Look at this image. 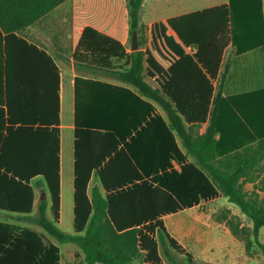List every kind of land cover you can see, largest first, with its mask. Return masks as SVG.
<instances>
[{
  "label": "trees",
  "instance_id": "1",
  "mask_svg": "<svg viewBox=\"0 0 264 264\" xmlns=\"http://www.w3.org/2000/svg\"><path fill=\"white\" fill-rule=\"evenodd\" d=\"M31 13L32 23L64 0H7ZM143 0H73V39L85 46L88 35H121L103 40V55L126 58L128 67L114 74L134 91L89 80L110 90L109 101H89L75 81L74 232L57 225L60 217V133L58 119L14 126L5 117L4 90L0 98V210L29 212L31 181H44L51 198L52 217L40 201L34 222L44 230L17 228L0 222V264H59V243H75L83 255L76 264H135L143 252L149 264H180L170 249L191 256L172 236L164 215L225 196L251 222V232L235 216L224 215L231 233L246 252L253 246L264 254L259 239L264 226V88L237 97H223L221 88L229 63L221 68L224 50L233 45L242 53L264 44L262 19L243 13L235 0L149 23L145 50L127 52L122 43L141 29ZM244 3L247 0H239ZM242 11V12H241ZM259 20V21H257ZM258 23V26H257ZM239 37L237 29H258ZM163 35L166 57L155 49ZM93 59L99 51L92 48ZM77 57V53L75 54ZM161 63L162 66H156ZM6 72H3V75ZM145 75L158 84L152 87ZM81 84V83H80ZM99 90V89H97ZM159 105L163 116L156 108ZM253 107V110H252ZM8 112L11 113L10 106ZM57 111V99L55 102ZM206 124L203 133L195 129ZM92 172L104 192L87 185ZM246 183L256 191L248 192ZM229 213V212H228ZM130 250L126 253L123 246ZM162 248L168 262L160 254Z\"/></svg>",
  "mask_w": 264,
  "mask_h": 264
},
{
  "label": "crops",
  "instance_id": "2",
  "mask_svg": "<svg viewBox=\"0 0 264 264\" xmlns=\"http://www.w3.org/2000/svg\"><path fill=\"white\" fill-rule=\"evenodd\" d=\"M227 2H229V0H200V5L195 3H183L182 6L197 5V7L180 11L173 15L153 19L146 23L140 22L141 29L129 34L122 44L128 53L134 50H145L149 43V34L145 27L149 23L158 20H166L172 16L203 10ZM13 4H10L7 0H0V98H2L1 94L4 90V100L6 102L3 107L5 110V117L7 119L11 115L15 127L22 124H30V122H34V124L37 125L40 120H47V123L53 125L55 117H57L60 133V217L57 225L59 227L62 222L64 190H66L74 230V166L76 160L74 134L75 81L77 78L86 80L80 82L81 84L79 83V85L84 88L83 94H85L84 96L89 101H109L110 97V93H108L110 90L107 91L105 90L107 88H104V86H97V84L88 82L89 80L99 81L114 86L127 87L134 91L132 85L120 80L114 74L128 67L127 59L117 56H112L107 59L102 51L104 50V45L102 44L103 40L108 38L116 40L114 45L117 50L118 40H120L121 35H88V41L85 42L87 48H76L73 39V0H64L58 3L32 23H25V20L31 13L30 9L27 7L19 8ZM235 5L241 7L246 6L243 13L247 16L253 15L256 16L257 19L260 17L264 28V0H247L244 3L235 0ZM235 33L239 37H250L253 34L259 38L262 37L260 25L258 29H248V27H245L244 29H237ZM134 35L136 48H132ZM164 37L165 36L161 34L155 35V40L157 41H155L154 44L157 53L166 57L169 53V49L167 48L166 38ZM92 48L99 51L96 56L100 58V61L93 59L94 53L90 51ZM76 53L77 57H75ZM239 55L248 56L249 61H254V59H258L264 55V44L261 43L242 53H236L233 45L227 46L224 50L220 69H223L225 63H229L230 67L221 88V94L223 97L236 96L238 100L240 99L238 96L244 93L264 88V86L255 88L248 87L247 83L253 82L256 79V74L254 69L248 67L245 63H242V70L239 69L236 78L228 85L231 60ZM160 65L162 66L161 63H158L156 66L160 67ZM3 72H6V75L5 73L3 75ZM144 79L152 87L158 86V84L147 75H145ZM56 99L57 111L55 108ZM151 102L156 104L154 101ZM8 106H10L11 113L8 112ZM155 106L157 110L165 116L164 110L157 104ZM64 111L68 114L67 123L63 121ZM206 126V124L200 125L198 127L200 128L198 132L200 134L203 133ZM64 129L68 130V134L66 133L67 136L65 137L63 136ZM31 185L34 190L31 211L18 213L0 210V222L12 224L20 229L28 227L44 232L43 228L34 222V217L37 215L40 201L46 202V214L49 218L52 217L50 194L44 181L39 177L34 178L31 181ZM93 186H99L101 191L104 192L102 184L94 172H92L87 185L88 194H90ZM42 192H45V198L41 197ZM222 197L225 196H220L210 201L202 200L197 205L190 208L164 215L162 219L165 226L167 222L170 221V226H172V230L176 235V233L181 232L182 229L190 225L188 222L190 214L185 217L181 216L185 210L194 209V211H196L195 209H198L203 203L220 200ZM229 215H231V212H229ZM170 234L172 235V233ZM48 237L52 243L58 245L59 242L55 238L51 236ZM174 237L178 240L177 236ZM238 240H236L237 245L240 246L241 249L243 245V251L246 252L243 241L240 240L242 241L240 242ZM179 243L181 244V242ZM78 251H80L79 247L72 251L73 255ZM60 260L59 264H61ZM69 263L76 264L75 256L73 261Z\"/></svg>",
  "mask_w": 264,
  "mask_h": 264
},
{
  "label": "rangeland",
  "instance_id": "3",
  "mask_svg": "<svg viewBox=\"0 0 264 264\" xmlns=\"http://www.w3.org/2000/svg\"><path fill=\"white\" fill-rule=\"evenodd\" d=\"M183 3H195L200 5V0H143L140 22L146 23L153 19L173 15L177 12L197 7V5L182 6ZM242 63L253 68L256 74V79L253 82L251 81L247 83L248 87L255 88L258 86H264V55L258 59H254V61H249L248 56L244 55H239L232 59L228 85L236 78L239 69H241ZM63 121L64 123H67L68 121V114L65 111L63 113ZM195 130L198 132L200 128L197 127ZM66 133L68 134V130L64 129V137L67 136ZM245 188L248 192H258L251 183H246ZM261 195L262 193L260 192L259 196L261 197ZM195 210L196 211H194V209H187L182 213L181 216L183 217L190 214L188 220L190 225L187 228L182 229L181 232L176 233V235L172 230V226H170L171 222H167L166 226L169 232L172 233L173 236H177L179 242L183 245L184 251L191 256L192 260V262H190L185 254L170 249V254L176 262L180 264H264V254H262L257 247L253 246L248 252H244L243 245L242 249L237 245L236 240L239 238L236 239L237 237L235 238L231 234V231L225 222L224 215H228V212H231V215L236 218L235 221H239L241 226L246 230L247 235H250L252 227L251 222L243 213H241L236 205L229 203L225 197H222L220 200L205 202ZM59 227L68 233L74 231L66 190H64L62 222ZM259 239L264 243V226L260 229ZM240 240L241 239L238 241ZM58 245L60 248L61 264H70L69 262L73 261L74 256L75 262L81 263L83 261V255L80 251L73 255L72 251L78 248L77 244L58 243ZM123 250L126 253H129L130 248L127 245H124ZM160 254L162 259L165 262H168V258L165 256L162 248L160 249ZM133 262L135 264H149L143 260V252H139L135 255Z\"/></svg>",
  "mask_w": 264,
  "mask_h": 264
},
{
  "label": "water",
  "instance_id": "4",
  "mask_svg": "<svg viewBox=\"0 0 264 264\" xmlns=\"http://www.w3.org/2000/svg\"><path fill=\"white\" fill-rule=\"evenodd\" d=\"M132 48H136V43H135V35L133 36V40H132ZM41 197L45 198V192L41 193Z\"/></svg>",
  "mask_w": 264,
  "mask_h": 264
}]
</instances>
